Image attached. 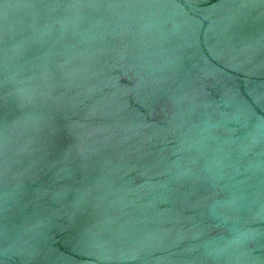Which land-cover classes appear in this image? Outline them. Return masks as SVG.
<instances>
[{"label": "water", "instance_id": "1", "mask_svg": "<svg viewBox=\"0 0 264 264\" xmlns=\"http://www.w3.org/2000/svg\"><path fill=\"white\" fill-rule=\"evenodd\" d=\"M0 264H264V0H0Z\"/></svg>", "mask_w": 264, "mask_h": 264}]
</instances>
